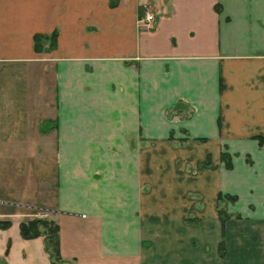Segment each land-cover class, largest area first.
<instances>
[{
	"label": "crops",
	"instance_id": "0c3cea01",
	"mask_svg": "<svg viewBox=\"0 0 264 264\" xmlns=\"http://www.w3.org/2000/svg\"><path fill=\"white\" fill-rule=\"evenodd\" d=\"M259 137L264 0H0V264H264Z\"/></svg>",
	"mask_w": 264,
	"mask_h": 264
},
{
	"label": "trees",
	"instance_id": "16d2710c",
	"mask_svg": "<svg viewBox=\"0 0 264 264\" xmlns=\"http://www.w3.org/2000/svg\"><path fill=\"white\" fill-rule=\"evenodd\" d=\"M38 36L40 35L37 36L35 35V38ZM36 41L38 42V38ZM258 139L259 141H263L264 137H259ZM1 226L3 225L1 224ZM57 228H58L57 224H55L51 220L41 219V218H33L27 221L20 222L19 224L20 234L24 238L35 237L42 234V232L46 234L48 236L49 243L53 248V250H56L57 248V239H56Z\"/></svg>",
	"mask_w": 264,
	"mask_h": 264
},
{
	"label": "built area",
	"instance_id": "2783aa9c",
	"mask_svg": "<svg viewBox=\"0 0 264 264\" xmlns=\"http://www.w3.org/2000/svg\"><path fill=\"white\" fill-rule=\"evenodd\" d=\"M152 18V16L150 14L146 15V20H150Z\"/></svg>",
	"mask_w": 264,
	"mask_h": 264
},
{
	"label": "rangeland",
	"instance_id": "374dc122",
	"mask_svg": "<svg viewBox=\"0 0 264 264\" xmlns=\"http://www.w3.org/2000/svg\"><path fill=\"white\" fill-rule=\"evenodd\" d=\"M39 217H42L41 219H47V216H46V218H44V216H39ZM52 236V235H51Z\"/></svg>",
	"mask_w": 264,
	"mask_h": 264
}]
</instances>
